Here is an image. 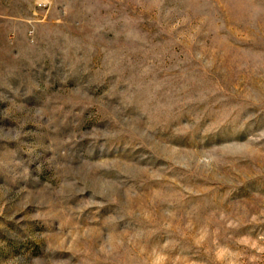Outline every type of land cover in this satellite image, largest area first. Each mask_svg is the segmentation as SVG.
Instances as JSON below:
<instances>
[{"label":"rangeland","instance_id":"obj_1","mask_svg":"<svg viewBox=\"0 0 264 264\" xmlns=\"http://www.w3.org/2000/svg\"><path fill=\"white\" fill-rule=\"evenodd\" d=\"M0 264H264V0H0Z\"/></svg>","mask_w":264,"mask_h":264}]
</instances>
